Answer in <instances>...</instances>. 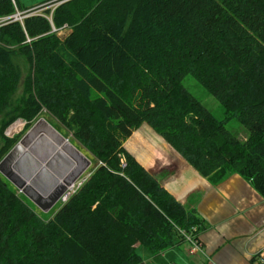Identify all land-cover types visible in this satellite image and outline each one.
Returning a JSON list of instances; mask_svg holds the SVG:
<instances>
[{
    "label": "trees",
    "instance_id": "1",
    "mask_svg": "<svg viewBox=\"0 0 264 264\" xmlns=\"http://www.w3.org/2000/svg\"><path fill=\"white\" fill-rule=\"evenodd\" d=\"M40 7L0 22V108L10 122L46 108L98 163L49 220L0 174V264H141L137 244L199 238L202 218L124 145L143 123L202 175L239 173L264 196V0H0V18Z\"/></svg>",
    "mask_w": 264,
    "mask_h": 264
},
{
    "label": "crops",
    "instance_id": "2",
    "mask_svg": "<svg viewBox=\"0 0 264 264\" xmlns=\"http://www.w3.org/2000/svg\"><path fill=\"white\" fill-rule=\"evenodd\" d=\"M124 145L167 191L203 220L198 233L203 253L190 254L189 244L183 242L159 254L143 251L141 264H253L264 246V196L250 181L239 173L220 181L202 175L148 123Z\"/></svg>",
    "mask_w": 264,
    "mask_h": 264
},
{
    "label": "water",
    "instance_id": "3",
    "mask_svg": "<svg viewBox=\"0 0 264 264\" xmlns=\"http://www.w3.org/2000/svg\"><path fill=\"white\" fill-rule=\"evenodd\" d=\"M91 164L68 137L40 117L0 161V173L48 212Z\"/></svg>",
    "mask_w": 264,
    "mask_h": 264
},
{
    "label": "rangeland",
    "instance_id": "4",
    "mask_svg": "<svg viewBox=\"0 0 264 264\" xmlns=\"http://www.w3.org/2000/svg\"><path fill=\"white\" fill-rule=\"evenodd\" d=\"M43 1H46V0H18L20 5H22L24 7H31V6H34V5H37V4L41 3ZM44 4H46V3H44ZM43 5H39V6H43ZM51 6H46V7L43 6V7L51 8ZM43 7L37 8L36 10H33L34 8H31V9L25 10V11H22V10L17 8L16 12L14 14H12V15H13V18H15V16H17L18 17L17 19L22 21L23 19H20V17H23V16L26 17V16L34 14V13H42L43 9H45ZM5 18L6 17H4L3 19H5ZM0 19H2V18H0ZM3 21H6V20H3ZM3 21H1V22H3ZM70 30H71L70 28H66V29H62V30L58 31L57 33L61 37H65L70 32ZM24 76H25V74H23L22 80L20 82V85H18V91L17 92L19 94L23 90V84H24L23 78H24ZM184 83L189 88V90L191 92H193L198 98H200L205 104H207L209 106V108L217 116H222L223 115V109H222L219 101L214 96H212L194 77H192L191 75H188L185 78ZM40 117H45L55 128H57L61 133H63L66 137H68L71 140V142H73L80 150H82L91 159L92 164L88 168V170L86 171V174L92 173L94 171V169L96 168V165H97L98 161L87 150V148L83 144H81L78 140H76L75 137H73V134L67 128H65L55 117H53L46 108L43 109V112L38 117V119ZM20 118L23 119V121H24L23 129L21 131L15 133L13 136H8L7 133H6V129L12 123L16 122ZM37 120L31 121V120H28V119H26L24 117H15L10 122V118H8V116L6 117L3 109L0 108V161L11 150V148L24 136V134L30 129V127ZM232 124H229L228 126L235 128V127H237L239 125L238 121H236V120ZM10 146H11V148H9ZM7 181H9V180H7ZM17 190L21 194V196L24 198V200L45 220H49L50 218H52L53 215L56 213V211L63 204L59 200L48 212H45L42 209H40L37 205L32 203V201L28 197H26L21 191H19V189H17ZM143 251H146L147 253L149 252L147 248H145L144 246H140L138 248V252L140 254H144Z\"/></svg>",
    "mask_w": 264,
    "mask_h": 264
},
{
    "label": "built area",
    "instance_id": "5",
    "mask_svg": "<svg viewBox=\"0 0 264 264\" xmlns=\"http://www.w3.org/2000/svg\"><path fill=\"white\" fill-rule=\"evenodd\" d=\"M25 16L20 17V19H23ZM18 17L15 16L13 18V15L6 17L5 19H0V22L3 20H18ZM69 28L67 25H65L62 28H54V31L58 32L62 29ZM24 127V121L23 119H18L16 122L12 123L7 129L6 133L8 136H13L15 133L21 131ZM122 166L126 165L125 157L123 156L121 158ZM89 174H86V172L80 176L72 185L68 186L67 190L63 193V195L60 197V201L64 204L69 201V199L82 187V185L86 182L88 179ZM184 234V237L186 239V242L189 244L188 252L190 254H196V253H203L205 251L204 245L201 242L199 238L195 236L193 233L182 231ZM170 264H176L174 262H171ZM253 264H264V246L259 249V251L256 253L254 257Z\"/></svg>",
    "mask_w": 264,
    "mask_h": 264
}]
</instances>
